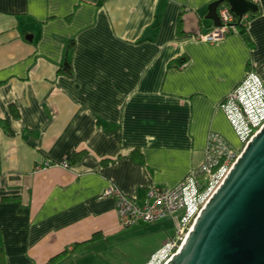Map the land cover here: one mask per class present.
<instances>
[{
  "label": "crops",
  "instance_id": "1",
  "mask_svg": "<svg viewBox=\"0 0 264 264\" xmlns=\"http://www.w3.org/2000/svg\"><path fill=\"white\" fill-rule=\"evenodd\" d=\"M212 1L0 0V264L121 233L105 189L177 186L211 131L243 145L221 104L249 71L264 81V0L253 46L199 38Z\"/></svg>",
  "mask_w": 264,
  "mask_h": 264
},
{
  "label": "built area",
  "instance_id": "2",
  "mask_svg": "<svg viewBox=\"0 0 264 264\" xmlns=\"http://www.w3.org/2000/svg\"><path fill=\"white\" fill-rule=\"evenodd\" d=\"M219 14L222 25L200 33V39L214 41L239 32L238 17L229 4L222 3ZM241 21L248 24L250 16L244 14ZM221 105L242 141L241 147L233 146L223 135L211 131L203 162L177 186L152 185L143 201L123 193L113 184L104 191L105 196L117 199L119 224L123 229L162 219L174 221V236L144 264H159L164 256L163 264H166L181 249L202 210L224 182L245 146L264 126V81L254 71H249Z\"/></svg>",
  "mask_w": 264,
  "mask_h": 264
},
{
  "label": "water",
  "instance_id": "3",
  "mask_svg": "<svg viewBox=\"0 0 264 264\" xmlns=\"http://www.w3.org/2000/svg\"><path fill=\"white\" fill-rule=\"evenodd\" d=\"M224 2L238 16L258 9L253 0H214L206 17L215 26L222 25L219 6ZM166 264H264V126Z\"/></svg>",
  "mask_w": 264,
  "mask_h": 264
},
{
  "label": "rangeland",
  "instance_id": "4",
  "mask_svg": "<svg viewBox=\"0 0 264 264\" xmlns=\"http://www.w3.org/2000/svg\"><path fill=\"white\" fill-rule=\"evenodd\" d=\"M175 233L171 219L138 223L108 240L70 253L59 264H144ZM164 257L159 264H163Z\"/></svg>",
  "mask_w": 264,
  "mask_h": 264
},
{
  "label": "trees",
  "instance_id": "5",
  "mask_svg": "<svg viewBox=\"0 0 264 264\" xmlns=\"http://www.w3.org/2000/svg\"><path fill=\"white\" fill-rule=\"evenodd\" d=\"M226 4H228L227 2H224ZM258 4V3H257ZM261 12V9H260V5L258 4V9L255 10V11H250L248 12L247 14L250 16V19L253 18L254 16L258 15L259 13ZM237 15V14H236ZM238 19H237V22H236V25L239 29V33H241L245 39L247 40V42L249 43V45L253 46V39L250 35V32L248 30V24H246V21H241V18L243 16H238ZM187 58H179L178 59V62H177V66H182L187 60ZM60 71L62 72H68V73H72V65H71V61L69 59V55L67 54V57L65 59V62L62 64V66L60 67ZM99 235V233H96L93 237L94 238H97ZM92 241V240H87V241H84V242H81V243H77L76 246H75V249L77 248V246H81V245H88V243ZM67 253V250H65L64 252L54 256L53 258H51L47 263L45 264H57L60 262L61 258Z\"/></svg>",
  "mask_w": 264,
  "mask_h": 264
}]
</instances>
